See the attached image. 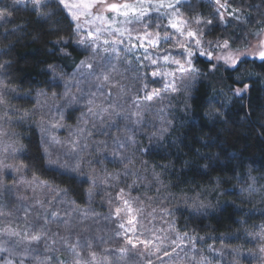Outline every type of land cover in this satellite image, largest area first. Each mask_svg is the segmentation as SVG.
<instances>
[{
	"label": "rangeland",
	"instance_id": "374dc122",
	"mask_svg": "<svg viewBox=\"0 0 264 264\" xmlns=\"http://www.w3.org/2000/svg\"><path fill=\"white\" fill-rule=\"evenodd\" d=\"M188 1L65 0L68 7L62 4L75 25L77 45L86 52L85 64L73 74L53 68L57 88L37 92L33 114L48 163L74 171L86 181L90 199L104 203L106 211L95 204L92 208L108 216L106 223L115 235L106 225L94 228L99 233L96 237L92 233L89 238L65 234V227L72 228L71 219H79L80 211L71 209L65 191L19 177L20 165L14 162L19 146L14 132L6 126L8 115L0 95V183L6 182L9 188L7 194L0 193V253H4V264H26L31 252L39 255L33 264H264V224L250 231L251 242L244 247L200 250L194 240L175 234L166 216V207L174 199L165 191L161 175L141 158L143 148L161 141L169 132L176 111L187 108L197 83V72H182L172 62L174 58L187 67L185 59L190 58L197 68L200 56L194 40L169 27L174 11L197 32L203 56L211 52L215 67L233 69L215 59L227 50L208 44L209 23L184 11L182 5ZM209 1L216 13L222 14V19L218 15L222 22L236 16L225 1ZM112 4L118 6L117 10L109 8ZM124 4L130 7L125 9ZM261 41L264 30L244 47L230 46L237 67L245 60L261 61ZM187 51L193 55L187 57ZM89 63L90 69L86 66ZM145 66L161 82L159 88L149 92ZM9 173L16 179L7 181ZM238 189L264 209V184L243 182ZM12 197H18L19 203L14 204ZM185 202L197 211L213 210L214 203L208 197H190ZM16 207L23 213L21 218L13 209ZM33 235L40 239L32 240ZM97 239L103 250L86 252ZM121 239L130 250L128 259L117 248V242L123 243Z\"/></svg>",
	"mask_w": 264,
	"mask_h": 264
},
{
	"label": "trees",
	"instance_id": "16d2710c",
	"mask_svg": "<svg viewBox=\"0 0 264 264\" xmlns=\"http://www.w3.org/2000/svg\"><path fill=\"white\" fill-rule=\"evenodd\" d=\"M223 1L236 11L228 22L220 20L209 0H190L182 7L195 19L211 21L207 30L211 46L224 40L233 48L248 45L264 30V0ZM139 5L145 7L143 2ZM0 12L5 13L0 22V95L8 115L6 126L19 146L14 158L20 165L19 177L69 194V206L80 212L79 219H71L72 228L65 227V234L96 237L99 233L94 228L106 225L115 235L106 223L108 216L92 208L95 204L106 211L104 203L90 199L86 181L74 171L48 163L33 114L37 92L57 88L53 68L73 74L84 66L86 52L76 43L72 19L58 0H41L39 8L30 0H0ZM196 63L197 83L187 108L176 111L169 132L143 148L141 158L161 175L165 191L174 199L166 207V216L175 234L194 240L200 250L244 247L251 242L250 231L264 224V209L238 189L243 182L264 184V61L245 60L236 69H213V60L200 55ZM143 71L148 92L161 86L149 66ZM9 175L7 181L16 179ZM8 191L6 182L0 183V193ZM195 196L210 198L213 210L197 211L185 202ZM12 199L19 203L18 197ZM13 209L19 218L23 216L17 207ZM112 225L116 227V222ZM99 242L85 251H102ZM121 242L117 248L128 259L130 250L124 239ZM3 255L0 264H4ZM33 255L26 264L39 258Z\"/></svg>",
	"mask_w": 264,
	"mask_h": 264
},
{
	"label": "snow or ice",
	"instance_id": "6c2138e0",
	"mask_svg": "<svg viewBox=\"0 0 264 264\" xmlns=\"http://www.w3.org/2000/svg\"><path fill=\"white\" fill-rule=\"evenodd\" d=\"M30 2L33 5H35L37 8H39V6L41 4V0H30ZM177 2H179V0H177ZM215 2L217 4H220V0H215ZM60 3L64 4L65 7H68V5L65 4V0H60ZM161 6H163V5H161ZM220 6L224 7V5H220ZM129 7L130 6L128 4L123 5V8H125V9H128ZM167 7L174 9L175 6L173 4H168ZM109 8L112 10H117L118 6L115 4H112V5H109ZM143 14H144L143 10H141L140 15H143ZM4 15H5V13H0V18H2ZM125 15H127V13H125ZM173 15H174V18H172V17L169 18V27H171L172 29H175L176 32L180 36L186 35V37L189 39V41L194 40V43L197 46L200 55H202V56L205 55L203 48L200 47L201 46V39L199 38L197 32H194L190 28L187 27L188 21L183 20L180 17V14L178 13V11H174ZM217 15L221 16V19L223 18L221 13L217 12ZM197 23H199V21H197ZM206 23H211V21H207ZM77 27H79V25H77ZM89 35L91 36L93 34L89 33ZM165 40L170 42L171 38L166 36ZM81 43H83V41H81ZM105 43H107V41H105ZM208 44L211 45L212 42H208ZM214 47L220 48L222 50H227L226 54H222V55L215 57V59L217 61H223V63L225 65L229 66L230 68H233V69L237 68L238 60H237L236 56L234 55V53L230 50V45H229L227 40H224L223 42H216ZM261 48H262V50L259 52V58L261 61H264V41H261ZM191 55H193V53L191 51H187V57H191ZM207 58L209 60L213 59L211 52L207 53ZM164 59L167 60L168 56H165ZM172 62L178 64L180 67V70L182 72H198L199 71L197 68H195V66L193 65V62L190 58L185 59V64L187 65V67H185L184 65H180V62L175 60L174 58H173ZM153 63H155V61H153ZM81 64L84 65L85 62L82 61ZM86 66L89 69L92 68V65L90 63L87 64ZM212 67H213V69H215V65H213ZM153 75H156V73H153ZM104 78L107 79L106 76ZM172 87H173V90H175L174 83H173ZM236 91H237V93H239L240 90L237 89ZM148 99H151V96H149ZM137 115H139V114H137ZM117 212H119V209H117ZM56 214L57 213H55V212L52 213V215H56ZM31 239L38 241L40 239V237L38 235H33L31 237ZM129 242H131V241H129ZM144 243H147V241H145Z\"/></svg>",
	"mask_w": 264,
	"mask_h": 264
}]
</instances>
